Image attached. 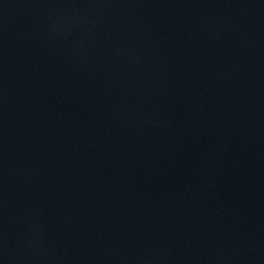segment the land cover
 I'll return each instance as SVG.
<instances>
[{"label":"water","instance_id":"water-1","mask_svg":"<svg viewBox=\"0 0 264 264\" xmlns=\"http://www.w3.org/2000/svg\"><path fill=\"white\" fill-rule=\"evenodd\" d=\"M82 0H0V22L30 16Z\"/></svg>","mask_w":264,"mask_h":264}]
</instances>
